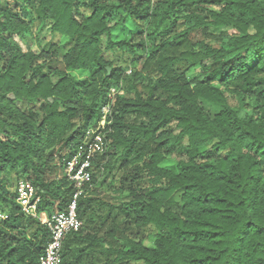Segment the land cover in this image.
<instances>
[{"label": "trees", "instance_id": "obj_1", "mask_svg": "<svg viewBox=\"0 0 264 264\" xmlns=\"http://www.w3.org/2000/svg\"><path fill=\"white\" fill-rule=\"evenodd\" d=\"M98 133L60 264H264V0H0V264L50 238L18 184L64 211Z\"/></svg>", "mask_w": 264, "mask_h": 264}, {"label": "built area", "instance_id": "obj_2", "mask_svg": "<svg viewBox=\"0 0 264 264\" xmlns=\"http://www.w3.org/2000/svg\"><path fill=\"white\" fill-rule=\"evenodd\" d=\"M102 121L100 125L104 126L105 124ZM101 148L102 137L101 133H98L88 144L85 151V159L79 161L78 156H75L68 163L67 174L74 181L76 191L64 211L53 213L51 216L38 213L37 204L39 199L35 196L33 185L22 181L18 184L16 201L21 207V210L26 215L38 217L42 223L46 224L49 230L50 238L45 247L44 254L40 257V264H60V249L66 233L70 230H78L81 227V221L76 214L77 198L82 193L84 182L89 179L87 168L90 164V158L95 151L101 150ZM5 217L6 215L0 213V220Z\"/></svg>", "mask_w": 264, "mask_h": 264}, {"label": "rangeland", "instance_id": "obj_3", "mask_svg": "<svg viewBox=\"0 0 264 264\" xmlns=\"http://www.w3.org/2000/svg\"><path fill=\"white\" fill-rule=\"evenodd\" d=\"M24 16H25L26 19H30V15L26 14ZM51 23H52L51 21H47L45 27L43 28V30L40 33V36H43V35H45V34H47L49 32ZM24 41L25 42L29 41V44L32 46V48L36 49V47L34 45V41L32 40V38L30 40V37L27 36V37L24 38ZM198 72H199L198 68H193L187 73V75H188L189 78H193L195 75L198 74ZM119 93L121 94L122 92H119ZM112 99H113V95L111 94V95H109L107 97V99L105 101V104L101 108V114H102L101 121L103 119V121H102L103 124L107 123V118L109 116V110H110V106H111V103H112ZM101 121H100V123H101ZM42 214H45V213H42ZM41 217L43 218V216H41Z\"/></svg>", "mask_w": 264, "mask_h": 264}, {"label": "water", "instance_id": "obj_4", "mask_svg": "<svg viewBox=\"0 0 264 264\" xmlns=\"http://www.w3.org/2000/svg\"><path fill=\"white\" fill-rule=\"evenodd\" d=\"M108 74L110 73L111 69L109 67H106Z\"/></svg>", "mask_w": 264, "mask_h": 264}]
</instances>
